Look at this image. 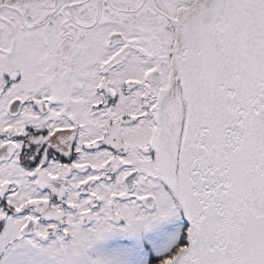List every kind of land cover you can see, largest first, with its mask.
Listing matches in <instances>:
<instances>
[{
  "label": "snow or ice",
  "instance_id": "obj_1",
  "mask_svg": "<svg viewBox=\"0 0 264 264\" xmlns=\"http://www.w3.org/2000/svg\"><path fill=\"white\" fill-rule=\"evenodd\" d=\"M0 264H264V0H0Z\"/></svg>",
  "mask_w": 264,
  "mask_h": 264
}]
</instances>
